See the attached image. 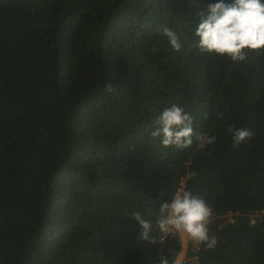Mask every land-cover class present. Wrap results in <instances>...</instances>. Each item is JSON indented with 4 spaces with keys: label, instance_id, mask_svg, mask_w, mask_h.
<instances>
[{
    "label": "trees",
    "instance_id": "16d2710c",
    "mask_svg": "<svg viewBox=\"0 0 264 264\" xmlns=\"http://www.w3.org/2000/svg\"><path fill=\"white\" fill-rule=\"evenodd\" d=\"M216 2L0 0V264H171L177 240L156 220L182 179L217 238L196 264H264V53L234 63L194 47ZM173 104L216 142L153 138ZM229 125L253 135L234 149Z\"/></svg>",
    "mask_w": 264,
    "mask_h": 264
},
{
    "label": "clouds",
    "instance_id": "9594fccd",
    "mask_svg": "<svg viewBox=\"0 0 264 264\" xmlns=\"http://www.w3.org/2000/svg\"><path fill=\"white\" fill-rule=\"evenodd\" d=\"M198 16L199 22L194 31L198 42L194 47L200 53L225 57L234 63L245 61L249 53H264V0H217L216 3L209 4L205 11L199 12ZM156 32L167 38L173 50H181L179 38L166 24L158 26ZM152 51L158 52L159 49L153 48ZM104 89L106 92L116 90L111 84H107ZM222 116L221 113L220 117ZM154 128L152 137L160 138L164 147L188 148L192 145L194 136L201 146L216 142L215 136L194 132L192 116L175 104L165 108L155 118ZM228 131L232 134L234 149L253 135L248 129L234 128L231 125ZM229 213L234 221L237 213L228 212L226 216L229 221ZM255 214L256 212L249 216V223ZM211 216L212 210L200 195L181 189L171 201L165 200L160 204L156 224L161 234L183 233L197 246L202 244L207 249H213L217 238L209 235ZM133 219L142 229L140 238L155 243V240L149 239L151 221L145 220L140 212H134ZM160 264H168L167 257H161Z\"/></svg>",
    "mask_w": 264,
    "mask_h": 264
},
{
    "label": "built area",
    "instance_id": "2783aa9c",
    "mask_svg": "<svg viewBox=\"0 0 264 264\" xmlns=\"http://www.w3.org/2000/svg\"><path fill=\"white\" fill-rule=\"evenodd\" d=\"M184 188H185V179H182L175 194L177 193V191L184 189ZM262 214H263L262 212L257 211L256 214L250 219V223L252 225L256 224L257 220H259ZM229 217H230V221L233 223V216L231 213H229ZM169 236H174L177 240V245H178V250L176 252V255L174 257L172 264H187L188 262L195 264L198 262L197 253L200 249V245L197 246L185 234L175 233V232L161 234L160 241L164 242Z\"/></svg>",
    "mask_w": 264,
    "mask_h": 264
}]
</instances>
